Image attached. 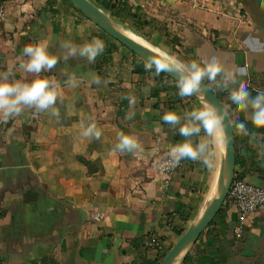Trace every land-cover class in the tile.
Returning <instances> with one entry per match:
<instances>
[{
  "label": "crops",
  "instance_id": "crops-1",
  "mask_svg": "<svg viewBox=\"0 0 264 264\" xmlns=\"http://www.w3.org/2000/svg\"><path fill=\"white\" fill-rule=\"evenodd\" d=\"M90 1L151 50L164 47L185 60L219 58L253 96L264 90V0H104L109 8L103 0ZM227 4L233 9L223 15ZM5 5L0 72L22 58L25 45L41 40L61 55L65 40L82 44L99 37L106 48L94 64L61 60L44 74L62 85L65 73L81 80L76 88L63 87L58 119L26 110L0 123V264H160L207 214L224 155L223 143L211 171L183 160L165 185L157 160L184 137L161 118L168 110L183 114L209 103L199 95L180 97L175 80L146 71L141 58L69 0ZM92 75L100 76L99 85ZM213 90L227 108L228 94ZM89 119L102 130L99 140L80 135ZM245 123L249 134L235 133V177L264 187V129ZM120 132L134 134L143 151H113ZM153 148L159 149L155 155ZM219 214L178 264H264V207L246 218L240 238L237 207L226 201ZM154 238L164 240V251L151 244Z\"/></svg>",
  "mask_w": 264,
  "mask_h": 264
},
{
  "label": "clouds",
  "instance_id": "clouds-1",
  "mask_svg": "<svg viewBox=\"0 0 264 264\" xmlns=\"http://www.w3.org/2000/svg\"><path fill=\"white\" fill-rule=\"evenodd\" d=\"M60 46L64 50L62 55L52 53L46 40L27 44L21 53L22 58L0 72V123H7L26 110L47 112L58 119L60 110L57 102L63 98V87L76 88L81 80L75 74L65 73L66 83L62 85L55 75L44 74L51 73L61 60L68 62L79 58L94 64L106 48L105 41L99 37L82 44L65 40ZM144 68L149 72L154 70L156 75L161 72L174 74L180 97L200 94L205 83L219 92H226L229 101L227 111L237 117L235 121L228 122L234 125L236 134H249L245 121H250L256 129H264V90H257L253 96L245 84L238 83V73L226 71L219 58L185 60L161 47L147 59ZM91 82L99 85L100 76L92 75ZM240 114L244 115L243 121L238 119ZM134 115L130 112L126 119L131 120ZM161 119L173 129H178L179 135L184 137L182 141L169 145L166 156L157 160L162 170L174 168L186 159L202 163L209 171L214 169L219 146L225 142L224 117L209 104L201 102L183 114L168 110ZM80 135L99 140L102 130L93 119H89L81 123ZM116 140L112 149L115 152L136 154L143 151L134 134L120 132ZM157 152L158 148L152 149L153 155Z\"/></svg>",
  "mask_w": 264,
  "mask_h": 264
},
{
  "label": "water",
  "instance_id": "water-1",
  "mask_svg": "<svg viewBox=\"0 0 264 264\" xmlns=\"http://www.w3.org/2000/svg\"><path fill=\"white\" fill-rule=\"evenodd\" d=\"M72 2L89 20L96 24L101 30H103L110 37L118 41L120 44L127 47L139 58L147 62V59L155 53V51L146 47L142 43L138 42L127 33L118 28L110 18L93 2L90 0H69ZM169 78L176 81L174 74L162 72ZM204 98L211 107H213L219 115L225 118V142H224V155H223V174L220 180V184L214 197L211 207L207 214L193 224L179 239V241L170 250L167 256L162 260L160 264H172L175 257L181 253L185 247L198 238L206 228L214 222L218 214L221 212L224 204L227 201V197L231 188V185L235 179L236 173V148H235V132L226 106L218 96V94L207 84L202 87L201 93L198 94Z\"/></svg>",
  "mask_w": 264,
  "mask_h": 264
},
{
  "label": "built area",
  "instance_id": "built-area-1",
  "mask_svg": "<svg viewBox=\"0 0 264 264\" xmlns=\"http://www.w3.org/2000/svg\"><path fill=\"white\" fill-rule=\"evenodd\" d=\"M227 5L228 10L222 12L223 15L230 14V11L233 9L231 8V5ZM5 15V0H0V27L5 18ZM181 165L182 161L178 166L165 170H162L158 165V174L163 178L165 185L169 184L172 175L181 167ZM227 201L232 202L237 207L238 224L235 227V233L237 237L240 238L242 236V228L246 218L254 213L257 209L264 207V187L235 177L231 185ZM100 218L101 216L99 214L96 215L97 220ZM151 244L160 251H164V240L160 238H154L151 241Z\"/></svg>",
  "mask_w": 264,
  "mask_h": 264
},
{
  "label": "bare ground",
  "instance_id": "bare-ground-1",
  "mask_svg": "<svg viewBox=\"0 0 264 264\" xmlns=\"http://www.w3.org/2000/svg\"><path fill=\"white\" fill-rule=\"evenodd\" d=\"M129 36H131L132 38H134L135 40H137L138 42H140L138 39H136L134 36H132V35H130V34H128ZM223 151H224V149H223ZM220 173V172H219ZM220 177V176H219ZM217 179V178H216ZM218 181V180H217ZM219 182V181H218ZM217 185V184H216ZM216 187V186H215ZM218 187V186H217ZM215 189V188H214ZM213 190V189H212ZM215 193V192H214ZM213 193V194H214ZM210 196H211V194H210ZM214 196H216L215 194H214ZM214 196H212V197H214ZM212 199H214V198H212ZM213 201V200H212ZM212 201H210V204L208 205V210L210 209V207H211V204H212ZM207 207V206H206ZM205 210V209H204ZM206 212H207V209H206ZM187 247H185L184 248V250L186 249ZM184 250L181 252V253H179L176 257H175V259L172 261V264H178L179 263V260H180V258H181V256H182V254H183V252H184Z\"/></svg>",
  "mask_w": 264,
  "mask_h": 264
},
{
  "label": "trees",
  "instance_id": "trees-1",
  "mask_svg": "<svg viewBox=\"0 0 264 264\" xmlns=\"http://www.w3.org/2000/svg\"><path fill=\"white\" fill-rule=\"evenodd\" d=\"M102 5L103 6H105V7H107V8H109V7H111V2H109V1H102ZM108 35V34H107ZM139 62L143 65L145 62L143 61V60H141V59H139ZM162 76H165V77H167L168 78V76L166 75V74H164V73H160ZM213 89V88H212ZM220 215V214H219Z\"/></svg>",
  "mask_w": 264,
  "mask_h": 264
},
{
  "label": "rangeland",
  "instance_id": "rangeland-1",
  "mask_svg": "<svg viewBox=\"0 0 264 264\" xmlns=\"http://www.w3.org/2000/svg\"><path fill=\"white\" fill-rule=\"evenodd\" d=\"M125 33H126V32H125ZM136 38H138V40H139L140 42H144V43L148 44V42H147L146 40H144L143 38H139L138 36H137ZM176 55H177V54H176Z\"/></svg>",
  "mask_w": 264,
  "mask_h": 264
}]
</instances>
